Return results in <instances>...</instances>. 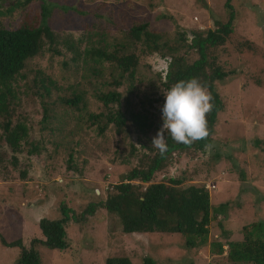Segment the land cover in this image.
Masks as SVG:
<instances>
[{"label": "rangeland", "instance_id": "1", "mask_svg": "<svg viewBox=\"0 0 264 264\" xmlns=\"http://www.w3.org/2000/svg\"><path fill=\"white\" fill-rule=\"evenodd\" d=\"M46 1L52 6L46 25L55 33L73 37L84 30L83 25L105 27L114 37L121 29L143 22L148 24V31L165 34L163 40H172L178 33L190 31L202 32L203 38L206 30L220 28L230 17L232 20L230 35L214 55V65L225 76L212 85L221 109L212 127L211 148L173 156L165 171L152 179V183H157L163 178L181 176L184 187L207 188L211 221L206 243L195 250H186L180 235L124 237L114 215L95 209L80 221H70L65 226L68 244L65 251L32 244L39 264H104L107 258L119 257L127 258L131 264H144V259L152 264H230L224 256L209 252L210 241H222L220 235L226 234L230 235L229 241L240 242L242 228L247 232L251 231L252 224H261L264 228V0H231L228 5L225 0ZM13 2L0 0L3 29L15 30L22 21H39L37 0L24 6L21 0L20 6L11 11ZM98 3L105 7H98ZM75 9L89 14L80 16ZM60 51L62 56L43 52L30 64L44 74L55 76L60 86H66L58 78L59 62L67 61L70 55ZM195 58L192 54L191 59ZM157 63L150 61L152 67ZM150 84L154 87L150 88ZM157 86L155 79H151L139 86L138 93H143L146 101L149 97L156 98ZM123 90L119 88L118 92ZM139 97L132 98L133 104L136 110L148 115L151 124L145 135L129 128V134L118 137L110 127L98 135L95 127L83 125L78 129L75 117H69L67 130L74 132L75 140L71 146L70 169L66 168L65 150L59 149L55 155L50 153L54 143L66 140H60L56 134L39 132L37 103L20 107L23 123L29 129V140H40L45 152L38 158L16 155L17 164L11 166L12 155L0 143V239L7 243L19 240L28 248L31 240L41 238L37 229L40 219H60V206L78 215L88 204L103 201L106 193L135 165V150L143 145L148 148L143 147V154L155 151L152 139L162 127L163 106H158L156 101L141 104L143 99ZM87 110L97 114L101 107L90 100ZM217 208L220 214L214 213ZM18 258L19 249L6 248L0 240V264H17Z\"/></svg>", "mask_w": 264, "mask_h": 264}, {"label": "trees", "instance_id": "2", "mask_svg": "<svg viewBox=\"0 0 264 264\" xmlns=\"http://www.w3.org/2000/svg\"><path fill=\"white\" fill-rule=\"evenodd\" d=\"M13 1L11 11L21 4V0ZM31 1L24 0L23 6ZM37 1L40 4L39 21H22L15 30H5L0 26V143L12 155L9 161L11 166L17 164L16 155L38 158L45 152L40 140L31 141L28 138L29 129L24 125L20 112V107L24 105L37 103L39 106L40 133L56 134L60 140H66L65 143H51L50 153L55 155L57 150H65L67 169L71 168V146L75 141L74 132L67 130L70 116L75 117L78 129L83 125L95 127L98 135H103L109 127L118 137L129 134V128L141 135L150 130L148 115L136 110L132 98L141 94L139 100H143L140 103L145 102L144 94L138 93V89L151 79L157 82L158 96L149 97L148 103L156 101L162 107L165 103L164 92L173 84L197 78L211 93L214 107L207 115L208 138L186 146L174 142L165 132L168 145L165 155L161 156L158 149L143 154L142 151L148 148L141 145L139 150H135V165L111 188V192L106 193L103 201L88 204L78 215L60 206V219L43 218L38 221L37 229L41 238L31 240L28 248H24L19 240L7 243L0 239L2 246L19 249L17 264H39L38 254L32 249V244L52 251H65L68 245L65 226L70 221H80L83 215H90L95 209H101L115 216L124 237L180 235L186 250L202 247L206 243L211 221L207 188L193 185L184 187L181 176L163 178L157 183H152V179L155 174L165 171L173 156L204 152L205 145L211 143L215 116L221 109L212 85L225 76L214 65V55L226 36L230 35L232 18L218 29L206 30L203 38L202 32L190 31L178 33L175 39L163 40L165 34L148 31V24L143 22L121 29L114 37L105 27L83 25L84 30L73 37L53 32L46 25V19L52 11L51 3ZM230 1L225 0L226 5ZM98 7H105V4L98 3ZM76 12L80 16L89 14L80 10ZM189 35L195 38L191 43L188 42ZM60 49L70 55L67 61L59 62L58 78L66 86H60L55 76L44 74L30 64L43 52L62 56ZM192 54L196 55L195 59H191ZM158 57L172 59L166 75L153 70L150 65L151 60L158 62ZM208 57H211L210 63L207 62ZM122 87L123 92H118ZM152 87L154 85L150 84ZM90 100L101 107L99 113H88ZM16 106L18 110H15ZM138 107L141 109V106ZM214 213L221 212L217 208ZM229 236L221 234L222 241L211 240L209 252L214 256H224L230 264H264V228L261 224H252L248 232L242 228L240 242L229 241ZM143 262L152 264L147 259ZM104 264L131 263L127 258L119 257L107 258Z\"/></svg>", "mask_w": 264, "mask_h": 264}, {"label": "clouds", "instance_id": "3", "mask_svg": "<svg viewBox=\"0 0 264 264\" xmlns=\"http://www.w3.org/2000/svg\"><path fill=\"white\" fill-rule=\"evenodd\" d=\"M194 39L193 36H188L189 43ZM171 63V57H158V63L153 65V69L166 75ZM164 96L163 124L152 139V147L158 149L161 156L168 150L165 132L174 142L186 146L208 138L210 132L207 115L214 105L213 97L206 86L197 78L181 80L164 92ZM210 148L211 145H205L206 150Z\"/></svg>", "mask_w": 264, "mask_h": 264}]
</instances>
